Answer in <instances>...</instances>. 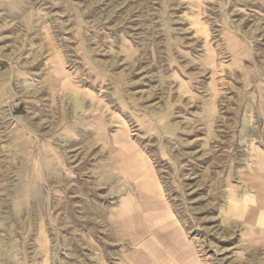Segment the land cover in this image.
<instances>
[{
    "label": "rangeland",
    "instance_id": "obj_1",
    "mask_svg": "<svg viewBox=\"0 0 264 264\" xmlns=\"http://www.w3.org/2000/svg\"><path fill=\"white\" fill-rule=\"evenodd\" d=\"M0 264H264V0H0Z\"/></svg>",
    "mask_w": 264,
    "mask_h": 264
},
{
    "label": "bare ground",
    "instance_id": "obj_2",
    "mask_svg": "<svg viewBox=\"0 0 264 264\" xmlns=\"http://www.w3.org/2000/svg\"><path fill=\"white\" fill-rule=\"evenodd\" d=\"M57 80V79H56ZM251 151H253V152H257V149H251ZM147 201H148V203H149V198H147ZM149 205L150 206H152V207H154V206H156L157 207V205L155 204V203H149ZM123 206H124V209L127 211L129 208H128V203H123Z\"/></svg>",
    "mask_w": 264,
    "mask_h": 264
}]
</instances>
